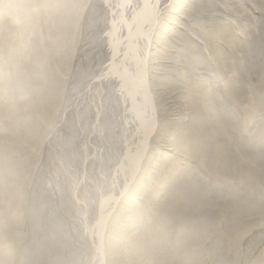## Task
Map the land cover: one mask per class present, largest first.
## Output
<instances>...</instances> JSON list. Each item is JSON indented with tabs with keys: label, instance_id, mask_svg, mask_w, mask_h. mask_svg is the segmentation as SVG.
I'll return each mask as SVG.
<instances>
[{
	"label": "bare ground",
	"instance_id": "bare-ground-1",
	"mask_svg": "<svg viewBox=\"0 0 264 264\" xmlns=\"http://www.w3.org/2000/svg\"><path fill=\"white\" fill-rule=\"evenodd\" d=\"M83 1L85 10L78 28L83 36L80 34L74 46L82 64L64 85L63 98L62 92L56 93L54 114L34 150V168L22 205L19 236L23 235L13 247L15 264H53V260L55 264H106L105 231L120 207L129 209V216L135 210L140 219L137 223L130 217L126 223V228H136L128 227L134 233L131 241L136 250L128 244L131 241L124 248L128 245L143 264H169L165 257L177 252L179 257L171 264H205L207 260L219 264L229 251L237 259L241 252L252 256L264 241V0H199L201 12L191 8L188 29L183 26L171 40L166 38L160 60L168 68L166 72L163 67L161 77L180 90L183 116L173 138L180 155L161 164L145 183L141 175L151 163L154 147L160 148L154 117L160 92L150 73L159 57L150 48L170 0H154V25L137 56L125 51L127 33L136 20L127 28L123 10L130 5L139 8L143 0ZM252 12L260 16H252ZM238 15L247 23L237 21ZM103 17L121 20L110 30L109 34L117 26L111 38L103 41L105 33L98 38L104 43L93 47L83 30L88 28L90 36L101 34L96 28ZM214 18L217 24L212 22ZM65 26L58 23L56 27ZM116 36L121 41L107 46ZM133 58L139 62L134 77L126 64ZM133 80L137 86L126 85ZM91 82L93 96H87L84 91ZM141 83L150 96L152 124L143 141L145 117L141 116L142 94L137 90ZM162 88L169 87L162 84ZM75 96L81 97L77 113L67 111ZM89 111L92 116L87 117ZM89 118L95 130L87 124ZM71 120L78 126L76 131L70 128ZM61 134L70 140L66 145ZM48 145L55 156L50 153L47 162ZM137 156L136 165L128 168L124 164ZM65 163L68 168L64 170ZM60 177L76 200L72 204L77 208L75 217L66 198L57 194L56 186L58 190L62 187ZM138 186L141 195L133 193ZM108 203L110 208L101 221ZM145 216L148 220H142ZM258 231L261 234L242 249L246 237ZM179 237L194 239L200 248L188 255L187 263L175 247L181 239H174ZM149 241H154L152 247ZM21 243L23 247L18 248ZM167 248L171 250L165 252ZM46 251L54 252L51 262ZM11 258L14 260L13 253ZM251 264H264V247Z\"/></svg>",
	"mask_w": 264,
	"mask_h": 264
},
{
	"label": "rangeland",
	"instance_id": "rangeland-1",
	"mask_svg": "<svg viewBox=\"0 0 264 264\" xmlns=\"http://www.w3.org/2000/svg\"><path fill=\"white\" fill-rule=\"evenodd\" d=\"M142 4H144V0ZM193 7L196 11L201 12L199 0H170L161 15V21L154 34V40H152L150 52H153V56L159 57L158 64L152 66L150 73L152 72L153 83L160 92L154 110V117L157 119L156 126H159L157 135L160 136L158 140L160 141V148L154 147L151 163L141 175L143 183L154 173L155 169L160 168L161 164L173 162L177 155H180L179 152L177 153L176 149L178 147L173 141L175 133L180 129L179 121L183 116L178 98L180 90L177 89L176 83L161 77L164 73L163 67L166 72L168 67L165 63L163 64L160 58H162L161 48L165 44L166 38L171 40L183 26L186 27V30L188 29L186 19L190 17L191 8ZM83 8V0H0V264H7L6 258L9 260L8 264L16 263V254L13 247L16 246L17 240L23 235L19 236L20 231L23 229L21 214H23L24 209L22 205L26 201V191L29 178L32 175L30 172L34 168L33 160L35 156L33 157V153L36 145L44 137L42 136L46 132L44 128L49 124L51 114H54L56 93L61 94L62 92L63 98L64 85L67 84L70 75L82 64L75 53L74 46L81 34V32L78 33V28L85 10ZM113 9L110 10V13ZM98 15L97 13L95 16L98 17ZM252 16L260 15L252 12ZM249 18L250 12L247 15V19ZM100 20L101 22H98L96 31L101 29V34L90 36L87 32L88 28L85 27L86 30H83L87 42H90L93 47L111 38L117 26L111 34H109L110 30L113 29L114 23L117 20L120 22L121 19L115 18L110 21L103 17ZM237 21L247 23L241 15L237 16ZM212 22L214 24L218 23L216 18L212 19ZM58 23H65L66 26L59 29V27H56ZM105 33L108 34L105 35L103 41L99 42L98 38ZM81 35L83 36V34ZM120 41V37L116 36L114 40L107 43V46H112ZM92 46L91 48H93ZM103 79L104 77L100 80ZM162 84L169 88L164 90ZM60 98L59 100H61ZM90 116L92 114L89 111L87 117ZM84 121L86 122L85 119ZM87 122L90 128L95 130L94 125L91 126L90 124V118L87 119ZM74 127H76V124L74 120H71L70 128L72 131H76ZM52 128L53 125L50 131H52ZM61 139L64 145L70 142L63 134H61ZM50 153L55 156V151L48 145L46 150L47 162L50 160ZM64 166L65 170L68 168V163H65ZM63 171H60L61 175ZM68 180H70V174ZM88 180H91V178H88ZM58 181L62 187L58 190L59 186H56L57 194L61 199L66 198L71 207L72 216L75 217L77 208H73L72 204L76 200L71 190L65 189L62 177ZM66 184L68 185V183ZM138 187L133 193L141 195V186ZM32 193L34 192L32 191ZM43 198L49 200L46 197ZM162 200L166 201L167 199L163 198ZM120 208L117 209L115 219H110L109 227L105 231L106 264H116L117 262V264H143L128 245L124 248V243L131 241L134 236V233L128 227L136 229L133 225H128L126 228V223L128 224L130 217L131 219L134 217L137 223L140 222V219L138 220L137 214H134L135 210L129 216V209ZM164 210H167V208H164ZM214 211L217 215V209H214ZM122 214L123 217H121ZM145 217L142 220H148ZM85 222L88 225L90 223L88 219H85ZM260 234V231L250 233L243 242L242 249ZM182 238L186 239L183 240ZM179 239L181 241L176 243L175 247L177 251L182 252L181 255L186 256L184 262L187 263L188 258H190L188 255H195V252L200 248H196L197 245H194L196 241L192 238L179 237L174 241ZM153 243L154 241L147 242L150 247ZM128 244L136 250V247L132 245V241ZM17 247H23L22 243ZM263 247L264 241L260 243L252 256L241 252L238 259L235 257L234 251H229L220 257L219 264H251L256 257V253ZM170 250V248H167L165 252ZM165 252H162L163 256H165ZM12 253L14 260L11 258ZM246 255L249 257L247 258ZM173 256L165 257L169 259L165 263L169 262L171 264L176 261L179 257L178 252ZM205 264L215 263L207 260Z\"/></svg>",
	"mask_w": 264,
	"mask_h": 264
},
{
	"label": "water",
	"instance_id": "water-1",
	"mask_svg": "<svg viewBox=\"0 0 264 264\" xmlns=\"http://www.w3.org/2000/svg\"><path fill=\"white\" fill-rule=\"evenodd\" d=\"M154 3H155V1H154ZM145 8H147V14L149 15V18L151 19H149L148 18V20L147 21H145V25H146V22H151L150 23V29L153 27V25H154V21H155V18H154V16H155V12L153 11V3H151L150 1L147 3V5H146V7ZM150 11V12H149ZM141 18H144V12H143V15H142V17ZM146 28L144 27L143 29H142V34L146 37L148 34H149V28H147L146 30H145ZM130 37V36H129ZM135 38V36L134 35H132L129 39H127L126 38V40H127V43H125V48H126V50L127 51H129V49L131 48L130 47V44H132V41L131 40H133ZM133 43H134V41H133ZM138 63L139 62H136V63H134V66L135 67H132V69L134 68V70L136 69V67H137V65H138ZM132 72V76L134 77V74H135V72L134 71H130L129 73H131ZM134 83H135V81H134ZM91 84H92V86H91ZM91 84L90 85H88L87 86V88H86V90L84 91V93H85V95H87V96H93V82H91ZM136 84V83H135ZM126 85H128V86H130L131 88H132V85L130 84V83H128L127 81H126ZM73 87H76V86H74V84H73ZM71 88H72V86H71ZM137 90H139L140 91V94H142V109H144L143 111H145L146 113H147V111L149 110V108L151 107V100H150V96L147 94V91H146V89H145V86H144V84H139V87L137 88ZM70 94H67L66 95V97H68ZM81 99V97H79V96H75L73 99H71V104L69 105V106H67L68 108H67V111L68 110H74L75 109V112L77 113V111L79 110L77 107H76V105H77V101L78 100H80ZM150 118H151V116H150V113H149V111H148V115H147V119H145V122H144V120H142L143 121V128L144 129H150L151 128V126H152V124H151V121H150ZM91 126H93V124H91ZM146 127V128H145ZM75 129H77L78 128V126H76V127H74ZM133 160H137V157L135 158V159H133ZM132 161V160H131ZM128 162H130V161H126L124 164H126V163H128ZM131 164V163H130ZM123 166H125V165H123ZM122 166V167H123ZM31 213V210H29L28 211V214H30ZM32 218H33V207H32ZM49 225H51V222L47 219V225L46 226H49ZM46 253L48 254V257H49V260H50V262H51V259L53 258L52 257V255L54 254V252H49V251H46ZM41 263V262H40ZM33 264V263H32ZM42 264H46V263H42ZM53 264H55V262H54V260H53Z\"/></svg>",
	"mask_w": 264,
	"mask_h": 264
}]
</instances>
